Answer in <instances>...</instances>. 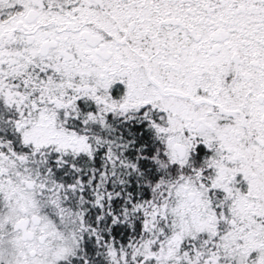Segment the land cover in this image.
Wrapping results in <instances>:
<instances>
[{
  "label": "snow or ice",
  "instance_id": "6c2138e0",
  "mask_svg": "<svg viewBox=\"0 0 264 264\" xmlns=\"http://www.w3.org/2000/svg\"><path fill=\"white\" fill-rule=\"evenodd\" d=\"M0 264H264V0H0Z\"/></svg>",
  "mask_w": 264,
  "mask_h": 264
}]
</instances>
